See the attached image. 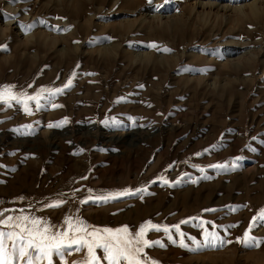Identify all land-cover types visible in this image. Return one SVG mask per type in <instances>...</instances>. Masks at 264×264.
Wrapping results in <instances>:
<instances>
[{
	"label": "rangeland",
	"instance_id": "obj_1",
	"mask_svg": "<svg viewBox=\"0 0 264 264\" xmlns=\"http://www.w3.org/2000/svg\"><path fill=\"white\" fill-rule=\"evenodd\" d=\"M69 79L31 114L0 103V211L167 225L175 243L147 235L165 245L145 249L158 264H264V225L259 246L240 242L264 209V0H0V86L34 95Z\"/></svg>",
	"mask_w": 264,
	"mask_h": 264
},
{
	"label": "snow or ice",
	"instance_id": "obj_2",
	"mask_svg": "<svg viewBox=\"0 0 264 264\" xmlns=\"http://www.w3.org/2000/svg\"><path fill=\"white\" fill-rule=\"evenodd\" d=\"M165 2L167 3L168 0H165ZM27 27L30 28L31 25ZM164 50L168 51V49ZM71 86L72 80L69 79L62 88H41L34 95L17 93L13 90L14 86H0V103L10 107L11 102L15 101L17 104L23 105L26 113L31 114V109L28 106L29 101H35L36 107L39 109L42 107L40 101L44 93H47V97H54ZM52 107H60V105L53 104ZM65 123H67V118L58 124H49L48 126L58 127ZM26 127L31 128V125ZM212 147L215 148L216 146L213 145ZM205 151H208V149H205ZM211 167L224 168L225 165L218 164ZM201 171L203 170L201 169ZM81 179H87V177ZM162 182L169 183L167 179H162ZM145 191V188L125 189L115 193L89 195L87 199L81 200L80 203H108ZM89 192H91V189H89ZM64 203L65 200L63 199H54L51 203L46 202L44 207L58 208ZM14 211L17 210L4 209L0 211V264H54L57 258L60 264H67L66 255L80 252L84 253L83 258L73 261L72 264H158L157 261L147 256L145 249L154 246L164 247L165 245L160 240L147 239L148 233L152 230L163 231L169 241L176 242L169 226L154 224L150 220L143 222L138 230L132 232L128 225L116 229H101L87 225L79 217L66 216L64 220L66 227L57 228L50 225L42 217L25 214L24 210H18L20 213L18 215L7 214ZM203 211L210 212L215 211V209H204ZM187 222L185 220L180 223ZM253 225H264V209H261L258 215L252 217L249 229L245 230L243 239L240 241L251 246H259L261 241L250 235ZM171 227L175 229L176 234L179 236V245L188 247L185 243V234L180 229V224ZM189 239L196 243L195 238L189 237ZM218 239L219 237L215 232L204 230V241L206 243L214 246ZM197 247H200L199 243H197ZM98 250L102 255L98 254Z\"/></svg>",
	"mask_w": 264,
	"mask_h": 264
},
{
	"label": "bare ground",
	"instance_id": "obj_3",
	"mask_svg": "<svg viewBox=\"0 0 264 264\" xmlns=\"http://www.w3.org/2000/svg\"><path fill=\"white\" fill-rule=\"evenodd\" d=\"M207 5V4H206ZM240 46V45H239ZM255 62V61H254Z\"/></svg>",
	"mask_w": 264,
	"mask_h": 264
}]
</instances>
